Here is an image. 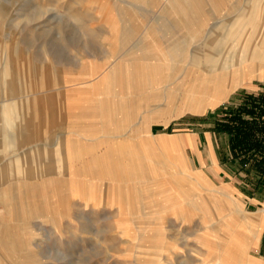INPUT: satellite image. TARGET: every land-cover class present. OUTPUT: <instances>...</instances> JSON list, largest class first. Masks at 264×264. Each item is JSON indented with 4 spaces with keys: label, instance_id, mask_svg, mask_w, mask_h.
Returning a JSON list of instances; mask_svg holds the SVG:
<instances>
[{
    "label": "rangeland",
    "instance_id": "rangeland-1",
    "mask_svg": "<svg viewBox=\"0 0 264 264\" xmlns=\"http://www.w3.org/2000/svg\"><path fill=\"white\" fill-rule=\"evenodd\" d=\"M263 3L0 0V264H264L200 156L264 124Z\"/></svg>",
    "mask_w": 264,
    "mask_h": 264
},
{
    "label": "crops",
    "instance_id": "crops-1",
    "mask_svg": "<svg viewBox=\"0 0 264 264\" xmlns=\"http://www.w3.org/2000/svg\"><path fill=\"white\" fill-rule=\"evenodd\" d=\"M250 118L256 120V117ZM221 124L217 123L219 127H215L211 131H203L206 151L200 155L201 159L203 161L204 157L208 158L211 161L212 170L217 173V176L242 195L247 210L249 208L253 212L260 210L259 214H263L264 162L261 160L262 155L259 156L260 159H257L258 153H253L252 150L243 152L240 149L231 148V138L221 130ZM243 162H247V164L244 165ZM223 194L228 196L225 192ZM233 209L235 208L233 207ZM257 219H260V216ZM256 246L261 252L260 256L264 259V219Z\"/></svg>",
    "mask_w": 264,
    "mask_h": 264
},
{
    "label": "trees",
    "instance_id": "trees-1",
    "mask_svg": "<svg viewBox=\"0 0 264 264\" xmlns=\"http://www.w3.org/2000/svg\"><path fill=\"white\" fill-rule=\"evenodd\" d=\"M259 100V104L261 105V107L257 108L251 104L250 107L243 108V111L245 113L255 116H257L258 114L260 116L262 113L264 115V95L261 96ZM252 102L253 101H251V103ZM230 120H232V122L236 124L231 126L221 125V128L224 129L226 132L232 134L231 148H237L243 152L252 150L253 153H260L262 154L261 160L264 162V124L256 121L245 122L244 120H242L240 115L237 114H234ZM257 133H260V135H262L263 137H258L256 135Z\"/></svg>",
    "mask_w": 264,
    "mask_h": 264
},
{
    "label": "bare ground",
    "instance_id": "bare-ground-1",
    "mask_svg": "<svg viewBox=\"0 0 264 264\" xmlns=\"http://www.w3.org/2000/svg\"><path fill=\"white\" fill-rule=\"evenodd\" d=\"M263 6H264V3H263ZM255 12V11H254ZM258 12V11H257ZM254 17V16H253ZM264 37V36H263ZM261 43L260 44H258V50H263L264 49V39L263 40H261L260 41ZM260 65V64H259ZM257 66H258V64H257ZM261 66V65H260ZM12 109V110H11ZM16 109L15 108H10V110H9V112L8 113H5V117H4V119H6V120H8V121H10V120H12V115H14V118H17V114H16V111H15ZM25 114H26V112L22 115L24 118H25ZM145 135L146 136H149V137H151L153 134L152 133H150L149 132V130H147L146 132H145ZM146 143V142H145ZM67 152H68V150H67ZM69 153V152H68ZM71 155V154H70ZM68 156H69V154H68ZM67 156V157H68ZM71 158V157H70ZM29 169L28 167H23V166H20L19 167V169L18 170H20V172H23L24 171V169ZM228 249L226 250L227 251V254H228V256L229 257H231V256H233V254H236V255H239V256H243L241 253H239L238 254V252H236V250L234 251V248L232 247V245H229L228 247H227ZM223 262V261H222ZM222 262H219L218 264H221ZM244 264H252V263H250L249 262V260H245V262H243ZM222 264H231L230 262H228L227 260H224V263H222Z\"/></svg>",
    "mask_w": 264,
    "mask_h": 264
}]
</instances>
